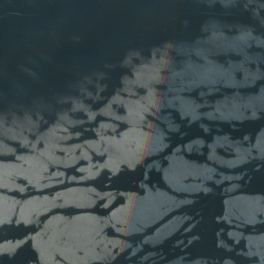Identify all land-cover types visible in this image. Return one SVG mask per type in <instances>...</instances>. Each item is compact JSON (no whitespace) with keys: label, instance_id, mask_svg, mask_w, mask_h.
<instances>
[{"label":"water","instance_id":"95a60500","mask_svg":"<svg viewBox=\"0 0 264 264\" xmlns=\"http://www.w3.org/2000/svg\"><path fill=\"white\" fill-rule=\"evenodd\" d=\"M0 264H264V0H0Z\"/></svg>","mask_w":264,"mask_h":264}]
</instances>
